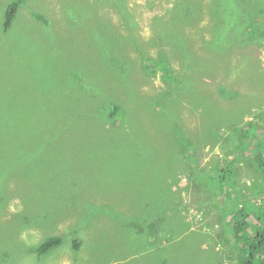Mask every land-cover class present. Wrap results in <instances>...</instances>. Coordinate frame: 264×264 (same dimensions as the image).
<instances>
[{"label": "rangeland", "instance_id": "374dc122", "mask_svg": "<svg viewBox=\"0 0 264 264\" xmlns=\"http://www.w3.org/2000/svg\"><path fill=\"white\" fill-rule=\"evenodd\" d=\"M9 1L0 0V18ZM184 1L202 12L200 21L186 24L188 43L179 41L170 50L169 40L156 36L152 22L157 15L170 17ZM122 8L134 15L141 39L134 49L128 45L135 92L155 96L170 88L176 94L172 88L176 84L165 78L161 64L151 75L141 67L143 55L158 60L166 53L173 73L181 76L187 74L181 55L192 49L197 53L199 71L188 73L189 83L170 109L153 117L132 116L124 127L118 122L100 125L92 91L101 96L115 89L118 100L130 95L118 92L125 85L108 78L102 63L89 71L104 79L97 84L101 87L81 83L67 95L60 88L55 97L61 100L47 104V86L32 88L50 79L40 73L39 55L65 64L57 71L64 79L70 69L76 71L69 47L82 35L112 25L119 34H127L120 22ZM243 37L249 43L239 46L237 40ZM3 41L25 44L21 60L27 65L16 68V61L6 67L16 74L21 88L16 91L10 84L3 108L27 115L19 119L18 128L26 127L30 134L20 146L0 145L4 166L13 161L17 171L3 170V184L0 181V252L13 250L2 264H238L235 251L223 239L221 213L195 192L192 178L204 176L203 171L206 187L215 189L221 170L235 166L230 162L233 157H255L261 150L254 154V140L249 147L247 141L237 147V138L241 126L264 115V0H25L13 31ZM48 41L50 49L43 45ZM135 48L144 51L135 56ZM170 115L180 126H174L175 131ZM180 134L191 142L192 166L182 155ZM242 164L238 169L242 185L259 188L261 172L251 178L255 171L244 159ZM169 184L178 211L170 210L176 216L168 215V226L162 222L152 231L149 221L156 220L148 218ZM52 235L62 236L63 242L46 258L27 252Z\"/></svg>", "mask_w": 264, "mask_h": 264}, {"label": "trees", "instance_id": "16d2710c", "mask_svg": "<svg viewBox=\"0 0 264 264\" xmlns=\"http://www.w3.org/2000/svg\"><path fill=\"white\" fill-rule=\"evenodd\" d=\"M24 1L25 0H10L0 18V145L2 146H20L21 141L23 143L24 140H27L30 134L28 133V128H18L19 119H24L27 115H21L16 111H6L3 108L4 104L7 102L6 99L8 94H10V84L14 85L16 91L21 88V81L18 82L16 74L9 72L6 67L15 65L16 61V68H23L27 65L25 61L21 60V56H24L22 53L25 44H19L17 41L13 43H5L3 41V39L7 37V33L10 34L11 31H13L14 20ZM176 6V9L170 11V17L165 18V16L157 15L152 22L156 28V36L163 41L169 40L168 49L170 50H172V47H175L176 43L179 41L188 43L189 37L184 27L186 24L190 26L198 24L202 13L198 12L196 8L191 9L188 1H184L182 4H177ZM127 11L126 8H122V14L124 15L120 17L122 26L128 31L127 34H119L117 29L113 28L112 25L100 31L95 29L93 32H88L84 36L82 35V39H80L78 43H71L72 47H69L71 53L69 59L76 68V71L70 69L71 73L67 74L64 79L58 77L57 71L60 70L62 66L66 67L65 64H56L52 62L51 59H48L46 55H39L40 58L38 59L42 65L40 73L47 74L50 79L48 82L45 81L42 84H36L35 88L32 87L33 90L38 91V89L43 86H47L48 94L44 100L47 104L52 105L57 103V100H61L55 97L57 90L60 88L64 89L67 95L68 92H75L81 83L85 86L90 85L95 88L101 87V85L98 86L97 84L104 79L96 75H91L89 71L95 68L99 63H102L109 72L108 78L117 79L122 85H125V88H117L118 92L126 93L125 96L130 95L118 100L116 98L115 89L106 91L101 96L95 91H92L93 95L98 100L95 110L100 125L115 126V123L118 122L120 126L124 127L126 123L131 121L132 116L141 119L142 117H148L150 114L151 117H153L156 116L155 114L164 113L163 111L166 107L170 109L172 102L177 98L178 93L181 92L180 90L187 87L186 82L189 83V75L191 74L192 76L199 71L197 53L192 49L184 52L181 55V59L179 57L181 66L187 70V74H182L181 76L173 73L174 71L172 70L166 53L163 52L164 56H160L158 60L143 55L140 63L141 67L151 75L161 64L159 67L162 69L165 78L171 79L172 81H170L172 83L174 82L173 85L176 84V88L175 86L172 87L176 90V94L170 88H167V90L155 96L148 95L145 97L135 92V88L132 86L133 68L130 67L132 60L128 58V45H130V48L134 49V44L141 39L135 32L137 23L133 18L134 15ZM196 14L199 15L198 20L194 18ZM37 18L45 22L43 16L38 14ZM50 33L54 34L57 32L52 30ZM248 41L246 37L237 40L239 46L249 43ZM43 45L50 49L49 41ZM43 45L41 48H43ZM16 46L21 47V50L18 51L17 48H14ZM130 48L129 50H131ZM143 51L144 50L140 48H135V56L141 54ZM173 53L174 52H171V55H173ZM69 59L68 61L70 63ZM204 71H206V69H204ZM188 73L190 74L188 75ZM220 91L222 92L223 89ZM163 94H167L168 97H163ZM222 94L224 95L223 92ZM66 97L68 96L64 98ZM48 123L43 122L42 125ZM177 123L176 117L170 115L171 131L176 130L174 126L177 129L180 127L176 126ZM245 126L248 127L241 126L239 128L240 133L237 138L239 145L237 147L241 146V142L244 141H247L249 147L254 140V154L257 148L261 149L255 154V157H253V154L251 157L242 159H237V156L233 157L235 161H237V165L233 162L232 158L230 162L234 163L235 166L232 171L221 170L223 174L220 172V184H218L215 189L206 187L208 180L206 173H203V171L202 174L204 176L195 174L192 181L195 185V192H199L201 196L205 198L206 203H209L211 200L212 210L217 209L218 212L221 213L219 217L224 221L222 232L223 239L226 243L231 245V251H235L238 264H264V149L262 150V147H264V115L253 119V121ZM185 138L186 137H183L181 134L179 135V140L184 149L182 155L188 158L192 166L195 163L194 158H192V146L190 145L191 142ZM1 157L2 155L0 152V181L3 184V170H8L9 173H17V171L11 166V162L13 161H9L8 165L4 166ZM243 159L248 168L256 173V175L251 178L258 177L261 172V179L258 184L259 188H252V183L248 184V188L242 185L238 169L240 170L241 166H243ZM226 177L228 178L227 181ZM197 178L199 180H197ZM209 179L211 180L212 177ZM199 187L200 189L198 190L197 188ZM220 195L224 197L217 201ZM253 197H255V199ZM175 200V192L171 189L169 184L166 191L163 192L162 196L158 199L154 214L148 218V220L151 218L156 220L153 222L149 221V229L153 231L155 226L161 228L162 222L165 224L170 222L168 215H173L175 213L172 212V214H169L170 210L178 211V207H176L177 201ZM213 200L216 201L213 202ZM156 202L151 203L155 204ZM174 216L176 215L174 214ZM166 230H168V228ZM145 231L146 230H144V232ZM169 232L172 233V231ZM62 242V236L52 235L44 238L39 244L29 246L26 250L28 253L37 255L39 259H44L54 252L55 248L59 247ZM78 246L79 242L76 241L74 248L78 249ZM7 253L13 255V250L10 248H8V251L7 248L1 250L0 264H2L4 258L7 257Z\"/></svg>", "mask_w": 264, "mask_h": 264}]
</instances>
